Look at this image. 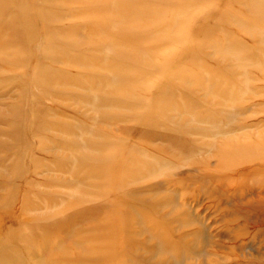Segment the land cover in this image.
I'll use <instances>...</instances> for the list:
<instances>
[{"label": "rangeland", "instance_id": "rangeland-1", "mask_svg": "<svg viewBox=\"0 0 264 264\" xmlns=\"http://www.w3.org/2000/svg\"><path fill=\"white\" fill-rule=\"evenodd\" d=\"M0 264H264V0H0Z\"/></svg>", "mask_w": 264, "mask_h": 264}]
</instances>
